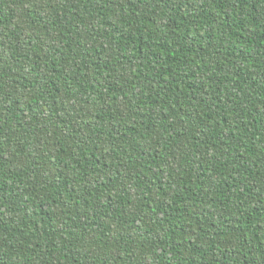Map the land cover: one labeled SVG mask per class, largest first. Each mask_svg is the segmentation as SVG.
Wrapping results in <instances>:
<instances>
[{"label": "trees", "instance_id": "trees-1", "mask_svg": "<svg viewBox=\"0 0 264 264\" xmlns=\"http://www.w3.org/2000/svg\"><path fill=\"white\" fill-rule=\"evenodd\" d=\"M0 264H264V0H0Z\"/></svg>", "mask_w": 264, "mask_h": 264}]
</instances>
